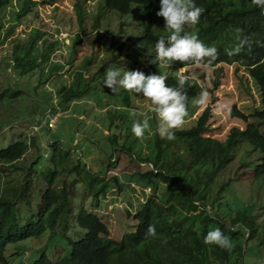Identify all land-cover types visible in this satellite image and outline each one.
Returning <instances> with one entry per match:
<instances>
[{
    "label": "trees",
    "instance_id": "1",
    "mask_svg": "<svg viewBox=\"0 0 264 264\" xmlns=\"http://www.w3.org/2000/svg\"><path fill=\"white\" fill-rule=\"evenodd\" d=\"M19 1L0 0V32L3 29L1 11L10 2ZM194 2L205 10L195 32L205 46L215 47L218 51V58L210 67L225 64L245 69L259 89L260 108L246 115L234 106L230 115L241 120L245 127H233L225 140L221 141L204 136L210 130L207 126V107L192 123L174 130L175 139L168 141L160 138L158 121L148 109L150 102L142 95L123 89L116 93L104 91L108 94L105 103L107 111L94 115L93 130L81 133L87 140L84 142L97 146V160L103 156L108 159L107 165L100 163L97 169L85 164L71 151L85 145L79 141L75 146L65 145L59 140L50 143L45 164L40 162L42 157L39 155L26 169L27 166L21 167V162L37 142L34 138L15 140L0 150V264H9L6 257L9 245L38 239L47 231L59 230L62 234L69 231L77 183L87 190L89 198L77 209L75 217L77 227L84 230L85 235L76 242H69L67 257L61 256L57 262H53L42 255L33 264H264V213L258 211V207L264 205L259 206L250 195L233 194L236 192L232 190L233 182L252 170L254 184L264 193V9L254 6L251 0ZM103 3L106 10L120 15L131 13L134 5L142 9L145 21L138 30L137 38L132 41V49L155 54L156 41L169 35L164 29L163 18L156 15L160 0H103ZM32 6L30 0H23L18 8V20ZM186 31L193 30L186 28ZM242 40L246 43L240 53L228 55L227 51L234 49ZM37 44L38 37L35 35L30 41L14 42L12 45V63L8 65L22 79H30L37 69L41 73V65L48 60L47 53L51 48L44 47L42 63L37 62L39 59L33 55ZM125 45L127 49L130 48L128 44ZM122 49L119 46L117 52L113 51L112 63H120L118 57ZM171 66L175 70L189 67L179 62ZM131 69L137 70L133 65ZM138 71L145 76L162 75L154 68ZM9 75L0 70V81H6ZM164 76L167 77L168 86H179L175 73ZM39 80L40 75L34 91L40 87ZM93 85V82L80 79L72 87L57 91V105L49 101L44 106L50 104L46 109L55 114L58 108L62 111L83 98L91 97L99 101L102 91L94 89ZM184 90L188 111L185 119H189L195 112L192 101L200 98L202 88L195 80L188 79ZM26 95L15 84H7L0 90V109L5 112V116L0 115V122L15 118L13 104L23 105L21 98L26 99ZM138 101L144 104V117L137 119L131 117L130 110L140 108L135 106ZM38 103L34 99L36 107ZM115 104L120 107H111ZM23 114V118L30 116ZM37 114L41 113L37 111ZM145 117L152 135L149 136V130H146L143 139H139L132 132V124L134 120L143 121ZM42 120L40 117L39 122L42 123ZM252 120L255 123L250 122ZM127 125L130 127L125 132L122 126ZM3 126L0 123V129ZM79 130L73 127L74 134ZM68 139L70 143L75 141L71 137ZM143 147L147 149L145 153L142 152ZM37 148L41 152L39 145ZM120 154L139 165L134 176L152 192L133 216L136 222L134 231L116 240L93 210L98 208L100 198L106 197L111 183L117 180L112 171L118 164ZM72 176L74 180L70 183L67 179ZM42 183L46 186H42ZM36 203L37 206H34ZM20 204L33 212L30 223L24 227L20 225V219H26V215L19 209ZM150 225L155 227V236L147 234ZM215 229L231 239L234 245L231 251L204 244L206 234Z\"/></svg>",
    "mask_w": 264,
    "mask_h": 264
},
{
    "label": "rangeland",
    "instance_id": "2",
    "mask_svg": "<svg viewBox=\"0 0 264 264\" xmlns=\"http://www.w3.org/2000/svg\"><path fill=\"white\" fill-rule=\"evenodd\" d=\"M22 1L20 0L19 3L10 2L5 5L4 10L1 11L3 29L0 32V70L10 74L6 81H0V90L7 84H15L17 89L25 91L28 96L26 99L21 98L23 105L13 104L14 119L1 120L0 123H3L4 126L0 129V150L5 149L15 140L34 138L37 142L36 146L31 147L24 156L21 167L27 166V169L39 155L42 157L40 162L45 164L48 148L50 149L49 145L56 140L65 145L72 144V146H75L79 141L85 146L71 151L77 154L85 164L93 165L95 169L101 166L100 163L107 165V157L103 156L101 160H97L99 155L97 146L84 142L87 140L81 133L88 129L93 130L94 115H100L107 111L105 103H107L108 94L104 91L109 93L111 90L104 86L103 80L109 67L114 66L127 71L132 70V65L137 70L154 68L158 74L175 73L178 77L185 75L189 79L195 80L201 86L202 91H207L208 97L204 104L197 103L200 98L192 101L195 105V112L191 118L185 119L184 125L192 123L208 107L207 126L210 130L204 136L221 141L225 140L233 127L240 129L245 127L241 120L230 115L234 106L246 115H251L255 111L254 109L261 106L257 85L249 73L237 65L218 64L215 67L199 68L190 66L175 70L171 65L161 67L158 63H149L154 59L155 54L132 49L134 47L132 41L137 38L138 30L145 21L142 9L138 5L132 6L131 13L120 15L115 11L106 10L103 0H30L33 6L26 15L18 20V8L21 7ZM35 35L38 37V44L33 55L39 59L38 63H42L44 47H49L51 50L47 53L48 60L41 65V73L37 69L30 79H22L8 65L12 63L10 51L14 42L25 43ZM125 44L130 46L129 51ZM119 46L123 48L118 57L120 63L114 64L111 60L112 54L113 51L117 52ZM39 75L41 77L40 87L34 91L33 88L38 84ZM80 79L86 80L87 83L93 82L92 87L102 91L101 100L98 101L91 97L83 98L64 110L60 111L58 108L55 114H51L50 110L46 109L50 104L46 106L44 104L52 101L54 105H57V91L60 88L72 87ZM34 99L39 101L37 107L34 105ZM77 104L78 108L76 109ZM115 105H111V107H120L119 104ZM135 106L141 109L130 110L131 117L143 118L144 104L138 101ZM148 109L151 110V107ZM17 110L19 111L17 112ZM37 111L41 114H37ZM133 112H135V116ZM23 113L30 116L23 118ZM33 113L36 115H32ZM0 115L5 116L3 109H0ZM40 117L43 118L42 123L39 122ZM50 118L55 124L48 130L45 123ZM82 123L83 126L80 127ZM73 127L81 130L74 134ZM129 127L128 125L122 126V129L127 132ZM151 135L152 131L149 130V136ZM70 137L75 140L74 143L68 141ZM37 145L42 149L41 152ZM104 149L109 150V148ZM145 151L147 149L143 147L142 152L145 153ZM118 159V164L113 167L114 171H112L117 180L111 183L106 197H101L98 208L93 210L107 225L110 236L116 240L122 238L124 234L134 231L136 222L133 216L140 204L152 192L149 187L140 184V181L134 176L139 165L130 161L129 157L123 154H120ZM252 175V170L246 171L239 180L233 182L232 190L236 192L233 194L250 195L253 200L258 202L259 206L264 205L263 190L254 184ZM67 180L70 182L74 178L72 176ZM75 185L73 193L75 198L72 196L74 213L70 218L72 223L69 231L63 234L59 230L47 231L38 239H27L7 246L6 257L9 264H33L42 255L57 262L61 256L63 258L69 255V242H76L85 235V231L77 227L75 217L77 209L89 199L87 190L79 183ZM42 186H46V184L42 183ZM34 206H37V203ZM19 209L26 215V219H20V225L24 227L30 223L33 212L21 204ZM258 211L264 213V207H258ZM263 219L259 218V220Z\"/></svg>",
    "mask_w": 264,
    "mask_h": 264
},
{
    "label": "clouds",
    "instance_id": "3",
    "mask_svg": "<svg viewBox=\"0 0 264 264\" xmlns=\"http://www.w3.org/2000/svg\"><path fill=\"white\" fill-rule=\"evenodd\" d=\"M256 7L264 9V0H251ZM205 10L196 6L194 0H160V8L156 13L165 23L164 29L169 33L167 38L161 37L155 43V56L149 63H158L161 67H169L174 62L195 67L211 66L218 58L215 47H207L199 40L195 32L200 17ZM186 28L193 31L188 32ZM245 40H242L234 49L228 50V55L239 54ZM184 68V67H183ZM180 69V68H179ZM189 77L180 75L178 87L166 84L164 75L145 76L141 71H127L116 67H109L104 76V86L112 93L120 89L142 95L151 105V111L158 121L157 132L161 139L174 140V130L185 124L187 111V94L184 86ZM208 97L207 91L200 93L199 104H204ZM135 116V112H133ZM146 130H150L148 119L134 120L132 132L135 137L143 139ZM149 236H155V227L147 229ZM205 245H215L227 251L234 247L231 239L219 229L210 231L204 237Z\"/></svg>",
    "mask_w": 264,
    "mask_h": 264
},
{
    "label": "built area",
    "instance_id": "4",
    "mask_svg": "<svg viewBox=\"0 0 264 264\" xmlns=\"http://www.w3.org/2000/svg\"><path fill=\"white\" fill-rule=\"evenodd\" d=\"M54 124H55V122L52 120V118H50V119L48 120V122H47L46 128H47V129H51V128L54 127Z\"/></svg>",
    "mask_w": 264,
    "mask_h": 264
}]
</instances>
